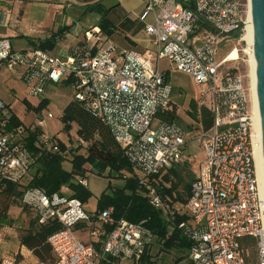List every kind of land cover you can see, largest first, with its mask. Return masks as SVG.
I'll list each match as a JSON object with an SVG mask.
<instances>
[{
  "label": "built area",
  "instance_id": "1",
  "mask_svg": "<svg viewBox=\"0 0 264 264\" xmlns=\"http://www.w3.org/2000/svg\"><path fill=\"white\" fill-rule=\"evenodd\" d=\"M142 2L143 18L151 19L144 29L151 48L143 52H118L98 27L85 31L65 60L36 48L15 51L7 39H0V71L20 72L32 97H44L50 85L68 83L73 88L74 99L107 126L132 169L140 194L161 212L164 222L173 224L176 216H187L177 229L191 242L186 256L190 264H264L250 82L245 88L235 74L236 46L217 59L219 48L231 42V35L240 31L246 35L249 6L245 12L233 0ZM233 51L237 57L229 59ZM162 61L166 63L163 70ZM174 71L191 77L198 108H206L213 118L208 130L200 126L197 140L204 158L181 209H174L159 191L163 176L191 163L185 153L186 131L158 117L173 105L168 73ZM13 118L10 107L0 99V182L22 191L19 203L34 212L37 226L59 225L46 240L54 256L51 264H141L156 243L145 221L115 218L112 207L87 210L86 203L66 196V186L51 197L27 187L38 159L28 148V135H35L34 147L41 154L62 156L65 152L60 151L57 135L44 133L41 115L28 127L11 126ZM52 118L47 114V119ZM84 171L73 181L87 188L85 175H100L89 165ZM245 238L252 239L253 245L243 247L240 241ZM0 264L27 263L0 257Z\"/></svg>",
  "mask_w": 264,
  "mask_h": 264
},
{
  "label": "trees",
  "instance_id": "2",
  "mask_svg": "<svg viewBox=\"0 0 264 264\" xmlns=\"http://www.w3.org/2000/svg\"><path fill=\"white\" fill-rule=\"evenodd\" d=\"M100 15L97 27L106 35H111L113 26L106 17V11L97 7L91 8ZM61 33V32H59ZM58 33V34H59ZM58 34H52L48 39L30 42L33 48L49 51L55 46V40ZM65 85H69L65 83ZM47 100L43 99L40 102L39 108L46 104ZM177 115L175 105L164 113H159L158 117L164 121L172 122ZM192 116L200 123L203 130H208L213 124L211 113L204 107L197 109L193 104ZM62 120L66 124L65 131L69 129L67 123L73 122L77 127L79 139L86 144V155L77 154L82 145L72 151L71 170L65 171L62 168V158L58 154L44 153L41 154L34 147L35 135H28V148L35 155H38L35 169L31 175V180L27 187L37 188L42 190L47 196L59 194L62 186L68 188L66 196L68 198L78 199L82 203H88L92 194L81 185L73 181L74 176H83L84 166H91L100 176L107 171L108 179H123L126 175L124 185L122 187H112L110 183L105 190L100 194L96 202V211H103L109 207L114 209L115 218H124L131 223H139L145 221L144 227L154 236L156 243L160 245L161 251H168L170 248H178L187 251L191 246V242L185 238L177 229L180 222L186 221L187 216L182 213L176 216L173 222V229L169 234L168 224L162 218L159 210L151 207L146 198L140 194L136 178L132 173V169L123 156V151L115 142L107 126L98 118L86 111L75 99L66 104L62 111ZM21 123L14 117L11 126L17 127ZM60 151L65 152L67 149L63 144H59ZM188 163L177 166L168 172V175L162 177L159 183V191L163 197H168L169 202L173 205L179 201L182 205L190 192V182L183 184V190L186 194L185 198H180L177 194L178 186L183 183L182 173L186 172ZM130 175V176H128ZM174 180V181H172ZM174 182V183H173ZM175 193V194H174ZM62 196V195H60ZM22 197V191L14 184L0 182V225L9 226L12 223L8 219L7 214L12 206H16ZM26 209V208H24ZM181 209V208H179ZM59 225L51 223L45 226H37L34 219L29 223V226L19 235L20 247H25L30 250L39 262L51 264L54 262V256L48 244L47 237L59 230ZM252 239H242L240 244L244 246H252ZM251 259H254V254H251ZM178 259L176 264L181 262ZM141 264H156L150 255H144L141 258Z\"/></svg>",
  "mask_w": 264,
  "mask_h": 264
},
{
  "label": "rangeland",
  "instance_id": "3",
  "mask_svg": "<svg viewBox=\"0 0 264 264\" xmlns=\"http://www.w3.org/2000/svg\"><path fill=\"white\" fill-rule=\"evenodd\" d=\"M239 5L241 11L246 12L248 0H233ZM245 12H242L241 17L244 18ZM115 16V17H114ZM111 17L114 23L117 22L116 15ZM99 17L91 15L88 17V23L90 26L97 24ZM87 24V22H85ZM88 26V25H87ZM79 29V28H77ZM123 34V33H121ZM245 34L240 31L231 35V42L222 45L219 48L217 59H222L232 47L236 46L238 49L239 60L235 62V74L240 76L245 88L249 85V64L248 56L245 52L247 45L244 41H239L240 37ZM17 46L21 43L17 42ZM165 61L161 62L160 68L165 69ZM168 81L171 87L170 101L176 106L177 115H175L174 122L183 128L187 135L185 137L186 143V155L191 161L187 165L186 172L182 173L183 183L178 186L177 194L180 198H185L186 194L183 190V184L190 182L193 177H196L198 173V165L204 158L203 150L200 143L197 140V135L200 132V123L192 116L193 104L199 107L198 98L196 94V87L192 82V79L187 74L174 71L168 73ZM251 88V83H250ZM28 86L20 80L19 74H12L8 70L4 69L0 72V99L8 105L11 109L14 117L25 127H28L35 119L37 115H41L45 119L44 133L48 136L57 135L61 144H63L67 150L62 153L64 157L62 162V168L65 171L71 170L72 151L79 146V135L77 133V127L73 122L67 123L69 129L65 131L66 124L62 120V111L66 106V103L74 99V90L71 86L60 83L58 85L49 86L44 97H32L29 94ZM47 100L41 108L40 102ZM47 114L52 115V119H47ZM28 141V136H27ZM81 148L77 154L85 156V146L82 143ZM33 153V152H32ZM87 178V190L92 194L91 199L88 201L85 208L87 210H93L100 194L105 190L110 183L112 187H122L124 185V179H108L107 171L103 176H97L94 174H86ZM174 181V180H172ZM174 183V182H173ZM175 194V193H174ZM174 209H179L182 204L179 201L173 203ZM8 219L12 220L11 225H0V257L1 258H16L22 263H35L39 262L35 258L32 252L25 247L19 245V235L28 228L29 223L34 219V212L24 209V207L18 202L16 206H12L7 214ZM173 229L172 224H168L169 234ZM185 250L178 248H170L168 251H161L160 245L154 243L150 255L156 264H176L178 259H182L177 264H190L186 257Z\"/></svg>",
  "mask_w": 264,
  "mask_h": 264
},
{
  "label": "crops",
  "instance_id": "4",
  "mask_svg": "<svg viewBox=\"0 0 264 264\" xmlns=\"http://www.w3.org/2000/svg\"><path fill=\"white\" fill-rule=\"evenodd\" d=\"M92 7L106 11L113 26L112 34L108 36L118 52H143L151 48L150 39L144 33L151 19L143 18L142 0H0V39H7L15 51H25L33 48L30 42L45 40L61 32L54 48L47 52L65 60L70 49L84 38V32L97 27V24L90 26L87 21L91 15L100 19ZM114 15L118 19L116 23L111 20ZM17 42L21 44L17 46ZM17 73L20 76V72Z\"/></svg>",
  "mask_w": 264,
  "mask_h": 264
},
{
  "label": "water",
  "instance_id": "5",
  "mask_svg": "<svg viewBox=\"0 0 264 264\" xmlns=\"http://www.w3.org/2000/svg\"><path fill=\"white\" fill-rule=\"evenodd\" d=\"M252 26L253 68L264 168V0H248Z\"/></svg>",
  "mask_w": 264,
  "mask_h": 264
},
{
  "label": "bare ground",
  "instance_id": "6",
  "mask_svg": "<svg viewBox=\"0 0 264 264\" xmlns=\"http://www.w3.org/2000/svg\"><path fill=\"white\" fill-rule=\"evenodd\" d=\"M247 31L246 35L244 36V41L246 42L247 48L245 52L248 54L249 57V75H250V83H251V100H252V109L254 113V127H255V137L253 140V147H254V157L256 163V169L258 174V181H259V191L262 201V208H263V219H264V168H263V159L261 153V143H260V128H259V119H258V108H257V99H256V92H255V71L253 68V46H252V26L250 24V12L247 13ZM237 53L233 51L229 59H236Z\"/></svg>",
  "mask_w": 264,
  "mask_h": 264
}]
</instances>
